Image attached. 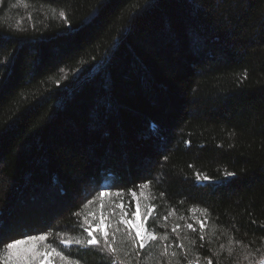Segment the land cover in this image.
Here are the masks:
<instances>
[{"label": "trees", "instance_id": "1", "mask_svg": "<svg viewBox=\"0 0 264 264\" xmlns=\"http://www.w3.org/2000/svg\"><path fill=\"white\" fill-rule=\"evenodd\" d=\"M0 182V244L47 233L78 264H111L59 237L99 191L144 190L148 228L175 245L180 224L189 258L258 264L264 0H0Z\"/></svg>", "mask_w": 264, "mask_h": 264}, {"label": "snow or ice", "instance_id": "2", "mask_svg": "<svg viewBox=\"0 0 264 264\" xmlns=\"http://www.w3.org/2000/svg\"><path fill=\"white\" fill-rule=\"evenodd\" d=\"M60 15L63 17L65 13L61 12ZM227 175H234V173H227ZM197 178H200L199 174H197ZM203 179L208 180L209 177L204 176ZM139 187L147 188L149 184L145 183ZM111 195L113 194L108 191L98 192L101 212L99 217H96L94 213L84 217L83 230L87 234L85 239H76L75 241L63 239L60 243L66 247L75 243L81 246L100 248L109 254L111 264H132L133 259H135V264H141L142 252L150 246H154L159 251L156 264H200L201 257L198 253H193L194 259L189 258V252L192 251V246L196 244V241L189 239L187 235L181 236L180 224L173 225L171 229L176 240L179 241L175 245L170 241L168 232L159 235L156 231L145 226L149 218L153 217L156 209V205L150 200L145 198L147 202L142 204L140 196L132 191L131 195L136 201V210L131 212V219H129V213L125 206L114 201L109 206L108 213L105 214L104 198ZM114 195L120 197L122 193L116 192ZM92 202L91 200L88 201V203ZM117 209L119 210L118 214ZM191 211H197V209ZM199 211L202 215L207 214V209H200ZM168 215H172V213L170 212ZM113 216H118V218L113 220ZM163 219L166 221L168 216H164ZM179 219L183 220L184 217ZM94 221L98 222L94 224ZM196 223L199 224V232L201 233L199 240L203 242L205 240L206 222L197 219ZM185 227L192 232L197 231L192 223H186ZM117 234L121 236L119 241ZM47 240L48 235H29L27 239H12L11 242L0 244V264H78V261L66 255L57 246L46 243ZM185 240L188 241L187 245L184 243ZM232 243L233 241L230 240L229 244ZM125 244L128 245L129 250H125ZM220 248L223 249L224 245H220ZM122 254L126 259L121 258ZM213 255L217 254L214 253ZM234 255L235 252L230 247L228 256L231 258ZM206 264H213L212 259L207 258ZM258 264H264V258H261Z\"/></svg>", "mask_w": 264, "mask_h": 264}, {"label": "rangeland", "instance_id": "3", "mask_svg": "<svg viewBox=\"0 0 264 264\" xmlns=\"http://www.w3.org/2000/svg\"><path fill=\"white\" fill-rule=\"evenodd\" d=\"M92 185H93V183H92ZM91 184H90V186H89V188H88V190L87 191H89V190H91L92 189V186ZM2 186V184H1V182H0V187ZM113 190V189H112ZM113 195H111V196H108V197H105L104 198V203H105V205H106V208L104 209V211H105V214H107L108 213V211H109V206L112 204V202L114 201L115 203H122L124 206H125V209H126V211H128V213H129V219H131V212H133V211H135L136 210V201H135V199L133 198V197H130V198H128V199H123L122 198V196H123V194L120 196V197H115V193L114 192H111ZM141 193L143 194L142 196H141ZM137 195L138 196H140V198H141V203L143 204V203H145V202H147V200L145 199V198H147L148 200H150V196L148 195V193L146 192V191H144V190H140V192L139 193H137ZM84 208H85V210L83 211L84 213L81 215V217L83 216V217H85L86 215H88V214H90V213H94L95 214V216L96 217H99V215H100V212H101V208H100V201H98L97 203H95V204H92V203H88V201H86L85 202V205H84ZM118 209L116 210V212H117V214H118ZM198 216V215H197ZM91 218V217H90ZM118 218V216H113L112 217V219L113 220H115V219H117ZM200 218H202V216H200L199 215V217H197L195 220H197V219H200ZM140 219H142V217H140ZM84 221V220H83ZM149 221V220H148ZM148 221H147V223H146V227H148ZM95 222H98V221H94V224H95ZM164 222H166V221H164ZM46 223V222H45ZM191 223V222H190ZM177 224V223H176ZM175 225V224H174ZM83 228H84V224L82 223V225H81V231L82 232H84V230H83ZM186 228V227H185ZM80 230H78V232H76L75 234H73V233H71V231L70 232H67V233H64V234H61L62 236L61 237H59V238H61V240H63V239H68V240H72V241H75L76 239H84V235L82 234V237H81V235H79L78 233L80 232L81 233V231ZM188 231H190L189 229H188ZM84 234H86L85 232H84ZM39 235H48V239L49 240H52V236H50V234H41V233H38L37 234V236H39ZM87 235V234H86ZM56 239V238H55ZM55 239H53V241L55 240ZM121 239V236H120V234H117V240L119 241ZM46 243H48L47 241H46ZM73 244H75V243H73ZM75 245H77V244H75ZM150 247H154V246H150ZM150 247H148V248H150ZM148 248H146V249H148Z\"/></svg>", "mask_w": 264, "mask_h": 264}]
</instances>
